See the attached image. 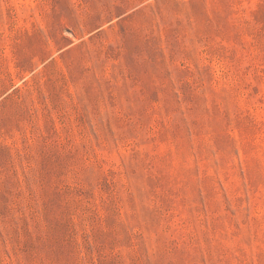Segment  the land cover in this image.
Returning a JSON list of instances; mask_svg holds the SVG:
<instances>
[{"label": "rangeland", "instance_id": "374dc122", "mask_svg": "<svg viewBox=\"0 0 264 264\" xmlns=\"http://www.w3.org/2000/svg\"><path fill=\"white\" fill-rule=\"evenodd\" d=\"M0 264H264V0H0Z\"/></svg>", "mask_w": 264, "mask_h": 264}]
</instances>
